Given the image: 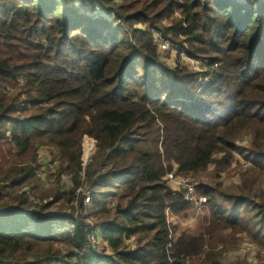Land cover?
Returning a JSON list of instances; mask_svg holds the SVG:
<instances>
[{
    "label": "trees",
    "instance_id": "trees-1",
    "mask_svg": "<svg viewBox=\"0 0 264 264\" xmlns=\"http://www.w3.org/2000/svg\"><path fill=\"white\" fill-rule=\"evenodd\" d=\"M96 5L112 17L93 16ZM153 32L207 71L168 67ZM84 136L96 143L85 169ZM42 145L55 150L56 186L66 175L70 188L41 191ZM242 152L244 192L264 175V0H0V209L24 212L0 214V264H245L223 261L218 235L264 247V191L255 201L198 186L210 211L189 234L165 211L193 207L164 181L202 173L216 155L227 168ZM55 204L72 215H44Z\"/></svg>",
    "mask_w": 264,
    "mask_h": 264
},
{
    "label": "rangeland",
    "instance_id": "rangeland-1",
    "mask_svg": "<svg viewBox=\"0 0 264 264\" xmlns=\"http://www.w3.org/2000/svg\"><path fill=\"white\" fill-rule=\"evenodd\" d=\"M250 0H240L241 3H247ZM177 16H172L169 19H165L161 22L164 26H168L170 23L173 22V20H176ZM135 28L142 29V27H138L137 25ZM160 58L165 62V64L170 67L172 65H178V62L176 58H174L171 53H160L157 50ZM184 66H187L183 64ZM191 70L194 72H198V70L190 67ZM207 81H205L206 83ZM204 83V79L201 77L199 79V86L202 87ZM88 142L89 144H85ZM252 142V136L250 133H244L239 138L238 146L241 150H248ZM92 144L94 146L93 152L91 150ZM96 143L95 141L90 137H85L83 139L82 144V164H84L85 157H88L92 154V156L95 155L96 151ZM38 159L40 163H44L46 161L53 160V154H55V150L48 146H40L38 148ZM94 154V155H93ZM248 155L247 152H242L240 154L235 153L232 157V162L229 167L222 168L217 165V162L220 158L219 155L214 156L213 161L206 167V169L199 174H191L189 177L193 178L195 182L198 183L199 186H202L203 188H215L217 192L224 194L225 196H244L245 198L254 199L255 201L259 200V194L260 192L264 191V175L258 176L257 173H252L251 176H249L245 183H246V190L242 192L239 188L241 187L242 183L244 182L243 175L247 174L250 171L251 168V161L249 159H245V157ZM93 158V157H92ZM44 173L42 174L47 178V176L51 175V172L49 168L45 170V168L42 169ZM54 173L56 172V168L52 169ZM40 189L43 192H48L50 190L54 189H61L65 190L64 188L68 189L70 188V179L68 180L66 177L63 178L60 186H56V183L50 182L48 180H43V183L41 181ZM64 187V188H62ZM252 188L253 192L250 194L248 189ZM86 190V188H84ZM79 190L78 192H80ZM88 195V194H87ZM51 199H46L43 202L50 201ZM226 204L228 202L224 200ZM36 203H39L38 199H36ZM89 203V202H88ZM86 203V204H88ZM59 204H55V207L51 208L47 212H45L44 215L46 216H53L58 213L64 214V215H72L71 211L67 208L62 209L61 211L58 208ZM70 206V205H69ZM74 207H77L76 203H74ZM192 209V210H191ZM2 212H5L7 214H19L24 213L20 209H17L16 207L11 206L5 209H0ZM21 212H20V211ZM208 207L206 206L202 211H196L194 208H190L187 211H183L179 215H173L170 216V222L173 224L174 227L178 226V231L184 230L185 232L189 234H198L200 231H202V228H205L204 224H200L202 220L205 217L209 216ZM185 214V216H184ZM243 215L245 218H249L248 214ZM205 223L207 225L209 224V220H206ZM32 227V226H31ZM218 235V233H216ZM224 240L228 241V244L230 247L223 253V261L227 263H235L237 261H242L245 264H264V247L260 248L256 246L248 236H246L244 233H238L236 234V242H235V235L233 232L229 229H223L220 233V235ZM93 243L96 244V248L98 251H101L103 246H105V243L101 242L100 239H96ZM90 247H92V242ZM106 247V246H105ZM56 249L65 250L63 246H56ZM92 251V249H91ZM92 253H94L92 251ZM95 254V253H94ZM105 251L101 252L99 255L95 254L97 256H104ZM106 254H110L108 251Z\"/></svg>",
    "mask_w": 264,
    "mask_h": 264
},
{
    "label": "built area",
    "instance_id": "built-area-1",
    "mask_svg": "<svg viewBox=\"0 0 264 264\" xmlns=\"http://www.w3.org/2000/svg\"><path fill=\"white\" fill-rule=\"evenodd\" d=\"M236 1L239 2L240 0H236ZM75 2L77 5H79L82 2L85 7L91 8V0H75ZM200 2L202 3L203 0H200ZM92 14H93V16L100 14L101 16H103L104 18H106L108 20L112 17V13L104 11L103 9H101L97 5L94 6ZM153 42H154V45H156L157 50L160 53H171V55L174 58H176L178 63L189 65L190 67L198 70V72H200L202 74L207 71L206 70V62L191 59L184 52L179 53L178 48L175 46H172L171 44L166 42L160 33L153 32ZM213 67L217 68V65L215 64ZM204 80L207 81L208 76H206ZM85 137L86 136H84V138ZM82 144H83V142H82ZM85 144H89V143L86 142ZM90 146H91V150L93 152L94 146L92 144H90ZM92 157H93L92 154L88 157H85L84 164H82L83 169H85L91 163ZM43 164L44 165H43L42 169L45 168V170H46L48 167L50 172H51V175L47 176V178H46L45 176L42 175L44 173V171L42 170V171H38L36 173V176L42 181V183H43V180H48V181L54 183L57 180V169H56L55 173L52 169L54 168V170H55V168H57V163L53 160H50V161L48 160V161L44 162ZM65 177L69 180V176H66V175L61 176L62 180ZM164 181L166 183L167 190L171 193L172 196H176V195L181 196L183 198V202L191 204V206L196 211H200L203 208H205V206L208 202L207 197L200 196L197 194V188L199 185L197 182L194 181L193 178L189 177V175L188 176L178 175V174H176L175 170H173L172 172L166 174V176L164 177ZM163 192L165 193L166 190ZM88 202H89V199H88V197H86L84 200V203L86 204ZM165 214H166V218H167L168 222L170 223L171 212L169 211V209H167L165 211ZM96 239L97 238L94 237V235L90 236V241L92 242L91 249L95 254L99 255L102 251L104 252V246L101 249V251H98L96 248V244L93 243L94 241L97 242Z\"/></svg>",
    "mask_w": 264,
    "mask_h": 264
},
{
    "label": "water",
    "instance_id": "water-1",
    "mask_svg": "<svg viewBox=\"0 0 264 264\" xmlns=\"http://www.w3.org/2000/svg\"><path fill=\"white\" fill-rule=\"evenodd\" d=\"M20 211V210H19ZM21 212V211H20ZM0 214H2V215H5V214H7V213H5V212H2V210H0ZM19 214H22V213H19ZM24 214V213H23Z\"/></svg>",
    "mask_w": 264,
    "mask_h": 264
}]
</instances>
